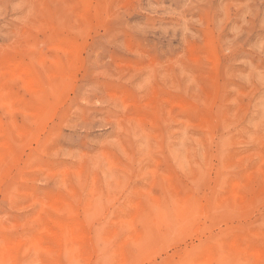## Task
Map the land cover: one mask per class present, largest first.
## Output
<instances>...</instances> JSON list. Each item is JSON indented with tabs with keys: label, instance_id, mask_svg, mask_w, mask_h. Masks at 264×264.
I'll return each instance as SVG.
<instances>
[{
	"label": "rangeland",
	"instance_id": "1",
	"mask_svg": "<svg viewBox=\"0 0 264 264\" xmlns=\"http://www.w3.org/2000/svg\"><path fill=\"white\" fill-rule=\"evenodd\" d=\"M0 264H264V0H0Z\"/></svg>",
	"mask_w": 264,
	"mask_h": 264
}]
</instances>
